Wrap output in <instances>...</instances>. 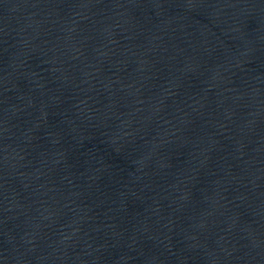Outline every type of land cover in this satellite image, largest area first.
<instances>
[{
	"label": "water",
	"instance_id": "1",
	"mask_svg": "<svg viewBox=\"0 0 264 264\" xmlns=\"http://www.w3.org/2000/svg\"><path fill=\"white\" fill-rule=\"evenodd\" d=\"M0 264H264V0H0Z\"/></svg>",
	"mask_w": 264,
	"mask_h": 264
}]
</instances>
